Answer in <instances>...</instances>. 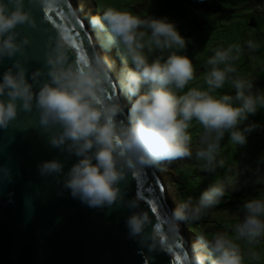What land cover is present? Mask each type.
<instances>
[{
  "label": "clouds",
  "instance_id": "clouds-1",
  "mask_svg": "<svg viewBox=\"0 0 264 264\" xmlns=\"http://www.w3.org/2000/svg\"><path fill=\"white\" fill-rule=\"evenodd\" d=\"M32 2L47 9L59 0ZM69 12L76 17L79 9ZM90 24L99 47L86 60L70 59L72 41L62 30L46 42V71L37 69L29 77L23 61L14 59L0 78V128H7L19 110L35 108L50 144L78 157L67 173L59 160L45 161L38 165L41 174H55L58 180L62 175L63 187L88 207H127L129 237L150 251L170 253L182 239L181 222L204 218L228 188L235 187L232 178L216 179L196 203L189 197L171 210L163 224H153L149 213L139 210L138 196L126 200L121 183L130 170L163 169L166 163L191 158L194 124L201 129L195 158L206 172L223 166L217 157L226 134L231 144L245 145L248 135L260 127L249 117L264 109V90L254 91V81L236 75L234 64L245 48L254 52L260 45L247 39L243 45L216 48L205 61L203 85L189 87L195 67L186 54L189 40L175 21L108 6L91 16ZM22 25L36 26L24 0H0V63L25 54L31 40L19 30ZM113 46L122 62L119 94L113 92L115 60L105 54ZM226 85L234 95L218 91ZM121 94L130 103L123 119ZM0 172L2 178H10L8 169ZM255 182L264 185V175ZM240 207L242 218L232 225V235L216 232L210 239L199 235L186 252L185 264L261 260L255 245L264 238V192L245 198Z\"/></svg>",
  "mask_w": 264,
  "mask_h": 264
},
{
  "label": "water",
  "instance_id": "water-1",
  "mask_svg": "<svg viewBox=\"0 0 264 264\" xmlns=\"http://www.w3.org/2000/svg\"><path fill=\"white\" fill-rule=\"evenodd\" d=\"M24 5L36 26L22 25L19 30L31 43L23 56L4 58L0 78L14 59L23 61L29 77L37 69L46 71V42L58 30L75 41L70 59L81 55L89 58L96 46L82 16L70 14V8L77 9L73 0H59L47 9L32 0H24ZM113 92L119 94L117 83ZM126 114L125 105L119 118ZM54 159L67 173L78 157L50 144V134L40 125L35 108L31 112L19 110L7 128H0V168L10 173V178H2L0 172V264H177L175 257L182 258L191 250L181 224L182 239L170 253L142 246L129 237L126 219L131 210L127 207H88L63 187L62 175L59 180L55 174L42 175L38 165ZM121 189L126 200L139 197V210L147 211L153 224H163L173 210L155 167L130 170ZM149 201L157 212H151ZM177 244L182 247L177 248Z\"/></svg>",
  "mask_w": 264,
  "mask_h": 264
},
{
  "label": "rangeland",
  "instance_id": "rangeland-1",
  "mask_svg": "<svg viewBox=\"0 0 264 264\" xmlns=\"http://www.w3.org/2000/svg\"><path fill=\"white\" fill-rule=\"evenodd\" d=\"M73 1L96 47H99V43L95 40L96 34L91 27L90 17L102 13L108 6L131 11L141 17L166 16L175 21L180 33L189 40L186 54L195 67V79L189 87L203 85L205 61L214 54L216 48L227 47L231 43L243 45L245 40L252 39L259 43L260 47L254 52L245 48L240 59L234 64L237 69L236 75L254 81V91L264 90V13L255 11L254 0ZM259 3L264 7V0H260ZM100 51L105 52L102 48ZM117 51L113 46L105 54L115 60L112 76L118 86L117 77L122 62ZM218 91L235 94V90L227 85ZM124 100L128 110L130 107L128 98ZM249 122H256L260 127L248 135L245 145H233L229 142L227 134L225 135L221 141L220 155L217 157L218 160H223L224 164L222 167H217L215 172L204 171L201 167L202 162L195 158V147L199 144L198 137L201 131L195 124L190 129L193 136V156L166 163L162 166L164 168L162 170L155 167V172L166 193L168 187L171 189L172 196L169 195L168 198L173 203L174 209L180 204L177 194H180L182 202L190 197L192 202L196 203L201 193L216 179L231 177L234 182L235 187L228 188L220 203L210 209L204 218L195 222L201 225L203 234L202 232L198 235L193 234L188 230L191 222H181L185 239L190 247L197 241L199 235L210 239L216 232H226L231 236L232 225L242 218L240 206L244 199L264 192V185L255 182L257 176L264 175V109L250 116ZM240 243L243 248V242ZM255 250L261 253V260L257 262L246 259L245 264H264V238L255 245Z\"/></svg>",
  "mask_w": 264,
  "mask_h": 264
},
{
  "label": "snow or ice",
  "instance_id": "snow-or-ice-1",
  "mask_svg": "<svg viewBox=\"0 0 264 264\" xmlns=\"http://www.w3.org/2000/svg\"><path fill=\"white\" fill-rule=\"evenodd\" d=\"M49 20H51V17H49ZM81 27H83V25H81ZM72 46H73V48L76 47L75 41L72 42ZM79 58L81 60H86L83 55H81ZM149 190H151V189H149ZM149 203L152 205L151 206V212L152 213L157 212V207L154 205V203L151 202V201H149ZM180 247H182V245L181 244H177V248H180ZM185 259H186V252L183 253L182 258L179 255L175 257V260H176L177 264H185Z\"/></svg>",
  "mask_w": 264,
  "mask_h": 264
},
{
  "label": "trees",
  "instance_id": "trees-1",
  "mask_svg": "<svg viewBox=\"0 0 264 264\" xmlns=\"http://www.w3.org/2000/svg\"><path fill=\"white\" fill-rule=\"evenodd\" d=\"M258 1H260V0H254L255 3L258 2ZM117 53H118V51H117ZM118 55H119V53H118ZM115 57H117V56H115ZM175 187H176V185H175ZM178 193H180V192H178ZM177 196H178V201L181 204L182 203V198H181L180 194H177ZM188 230H190L193 234H197L198 235L199 232H202V234H203V230H202L201 225L198 224V223H195V222H191L190 223V227H188Z\"/></svg>",
  "mask_w": 264,
  "mask_h": 264
},
{
  "label": "bare ground",
  "instance_id": "bare-ground-1",
  "mask_svg": "<svg viewBox=\"0 0 264 264\" xmlns=\"http://www.w3.org/2000/svg\"><path fill=\"white\" fill-rule=\"evenodd\" d=\"M117 80H118V79H117ZM121 97H122L123 101H125L124 98L127 99L126 96H122V95H121ZM162 168H163V167H162ZM163 169H164V168H163ZM161 170H162V169H161ZM163 177H164V175H163ZM167 193H168V196H169V195L172 196L171 189H170L169 187H168ZM170 198H171V197H170ZM169 202H170L171 207L174 209V205H173V203L171 202L170 199H169ZM189 247H190V246H189ZM190 249H191V247H190Z\"/></svg>",
  "mask_w": 264,
  "mask_h": 264
},
{
  "label": "built area",
  "instance_id": "built-area-1",
  "mask_svg": "<svg viewBox=\"0 0 264 264\" xmlns=\"http://www.w3.org/2000/svg\"><path fill=\"white\" fill-rule=\"evenodd\" d=\"M256 10V12H263L264 13V7H261L260 6V3H259V1L258 2H256V8H255Z\"/></svg>",
  "mask_w": 264,
  "mask_h": 264
}]
</instances>
